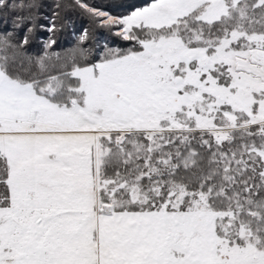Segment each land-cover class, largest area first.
<instances>
[{"label": "snow or ice", "instance_id": "snow-or-ice-1", "mask_svg": "<svg viewBox=\"0 0 264 264\" xmlns=\"http://www.w3.org/2000/svg\"><path fill=\"white\" fill-rule=\"evenodd\" d=\"M0 264H264V0H0Z\"/></svg>", "mask_w": 264, "mask_h": 264}, {"label": "trees", "instance_id": "trees-1", "mask_svg": "<svg viewBox=\"0 0 264 264\" xmlns=\"http://www.w3.org/2000/svg\"><path fill=\"white\" fill-rule=\"evenodd\" d=\"M94 2L102 3V2H104V0H94ZM80 23H83L84 26H87L86 21H78V25H77L78 27H79ZM74 43H75V37L68 30H65L64 32L60 33L57 36L56 50L61 51L65 48L72 46ZM33 50L38 51L39 45H34Z\"/></svg>", "mask_w": 264, "mask_h": 264}]
</instances>
